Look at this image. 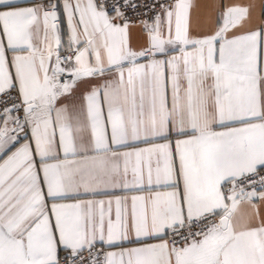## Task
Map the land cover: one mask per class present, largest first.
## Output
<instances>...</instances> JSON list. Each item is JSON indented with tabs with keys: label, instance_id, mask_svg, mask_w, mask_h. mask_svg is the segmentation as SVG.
Listing matches in <instances>:
<instances>
[{
	"label": "snow or ice",
	"instance_id": "6c2138e0",
	"mask_svg": "<svg viewBox=\"0 0 264 264\" xmlns=\"http://www.w3.org/2000/svg\"><path fill=\"white\" fill-rule=\"evenodd\" d=\"M192 7L0 0V264H264V18Z\"/></svg>",
	"mask_w": 264,
	"mask_h": 264
},
{
	"label": "crops",
	"instance_id": "0c3cea01",
	"mask_svg": "<svg viewBox=\"0 0 264 264\" xmlns=\"http://www.w3.org/2000/svg\"><path fill=\"white\" fill-rule=\"evenodd\" d=\"M222 0H193L190 16V28L193 34H204L211 32L217 23V13L220 11ZM225 3H235L251 6V17L254 23L260 22L264 13V0H223ZM65 36V43H66ZM130 45L134 49H141L147 43L146 35L142 26L138 23L130 28ZM238 211L241 215L249 214L252 209L247 204H241ZM259 212L264 216V202L259 204Z\"/></svg>",
	"mask_w": 264,
	"mask_h": 264
},
{
	"label": "built area",
	"instance_id": "2783aa9c",
	"mask_svg": "<svg viewBox=\"0 0 264 264\" xmlns=\"http://www.w3.org/2000/svg\"><path fill=\"white\" fill-rule=\"evenodd\" d=\"M144 3L150 5L152 3V0H144ZM149 15H152V13L150 12ZM135 19L136 18L133 17V20H135Z\"/></svg>",
	"mask_w": 264,
	"mask_h": 264
}]
</instances>
